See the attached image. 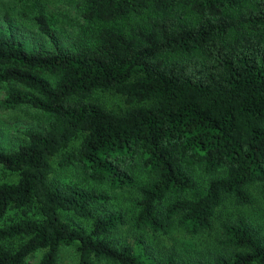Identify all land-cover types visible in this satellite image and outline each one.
<instances>
[{
    "label": "trees",
    "instance_id": "16d2710c",
    "mask_svg": "<svg viewBox=\"0 0 264 264\" xmlns=\"http://www.w3.org/2000/svg\"><path fill=\"white\" fill-rule=\"evenodd\" d=\"M75 3L81 35L65 45L0 30V108L45 117L0 149V165L16 173L0 181V220L11 208L38 213L0 224V264H25L37 250V264H54L63 243H75L74 264H180L171 252L158 263L142 232L116 230L129 218L156 234L174 219L195 234L211 229L227 198L249 204L254 187L264 197V0ZM34 18L49 36L43 13ZM103 91L119 102L103 103ZM199 178L203 192L187 196ZM124 188L137 192L128 217L98 207ZM217 228L211 259L182 264H264V237L247 217Z\"/></svg>",
    "mask_w": 264,
    "mask_h": 264
},
{
    "label": "rangeland",
    "instance_id": "374dc122",
    "mask_svg": "<svg viewBox=\"0 0 264 264\" xmlns=\"http://www.w3.org/2000/svg\"><path fill=\"white\" fill-rule=\"evenodd\" d=\"M41 11L45 16L50 35L42 34L36 24L34 15ZM82 19L80 18L75 0H39L38 4L26 7L24 2L16 0H0V30L5 33H14L26 43L36 47L47 48L51 45H65L70 40H75L81 35ZM4 89L0 87V99L3 97ZM96 97L106 105H115L119 97L107 92H99ZM45 117L32 107L22 105L13 109L0 108V149L8 150L24 142L23 131L44 124ZM16 173L4 169L0 165V181L15 180ZM71 180L70 182H72ZM205 179L199 178L197 185L186 193L187 196H196L203 192ZM137 192L133 188L116 189L111 191V198L105 205L99 208H119L128 217L135 209L134 198ZM242 214L259 228L264 237V197L259 194L257 187L252 190V201L249 204H235L232 199L227 198L216 210L212 227L209 230L189 234L183 227L178 225L174 219L167 222L165 232L151 234L143 229L133 228L126 218L122 226L116 230V234L127 239H132L139 233H143L148 243L152 246L157 262L167 252L180 264L185 261L198 258L203 262L211 259L212 254L217 251L216 235L218 223L225 217H233ZM38 217L35 207L11 208L6 211L0 220V224L18 217ZM71 224H79L88 227L90 220L77 217L72 214H64ZM21 241L14 238L6 242V246H13ZM75 243L61 244L58 249L57 259L54 264H74L76 260ZM42 251H34L26 258L25 264H37Z\"/></svg>",
    "mask_w": 264,
    "mask_h": 264
}]
</instances>
